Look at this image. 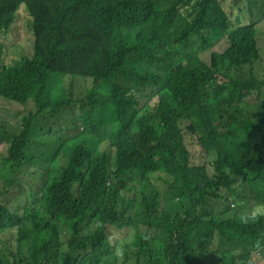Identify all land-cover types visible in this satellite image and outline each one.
Listing matches in <instances>:
<instances>
[{
  "label": "clouds",
  "instance_id": "clouds-1",
  "mask_svg": "<svg viewBox=\"0 0 264 264\" xmlns=\"http://www.w3.org/2000/svg\"><path fill=\"white\" fill-rule=\"evenodd\" d=\"M133 1L0 0V264H264V4L147 0L169 23L126 40L103 8Z\"/></svg>",
  "mask_w": 264,
  "mask_h": 264
},
{
  "label": "trees",
  "instance_id": "trees-1",
  "mask_svg": "<svg viewBox=\"0 0 264 264\" xmlns=\"http://www.w3.org/2000/svg\"><path fill=\"white\" fill-rule=\"evenodd\" d=\"M238 4L242 5L240 3ZM263 4L264 0H261L259 3H257V0H254L252 8L259 9ZM103 10L111 23L115 26L117 25L116 14L118 13H121L125 20L133 23L129 27H118L120 35L126 40H135L140 34L146 31H157L170 21V11L168 9L153 6L149 4L147 0H135L131 3H108ZM79 132L82 133L90 143L97 142V136L101 134V130L91 112H86L82 115ZM124 169L134 183L135 192L130 202L131 211L129 213V218L134 223L140 222L145 219V214L143 212H133L132 207L138 198H140L142 202H148L147 192L156 181L162 178L163 172L161 166L158 164L157 156L149 158L142 164L125 163ZM253 189L256 198L260 200L261 204H264V193L257 186H253ZM231 225L233 234L235 235L238 233H246L253 236L255 234V231L251 229L249 224H243L239 232L236 229L237 218L232 220ZM255 248H257L256 244L248 240L239 248L235 249L234 252L239 258L243 259L248 258L250 256L249 251ZM263 250L264 248L261 249V251ZM183 251L188 260L199 264H209L207 260H211L212 258L210 251L194 247L190 242L184 243ZM256 253L257 251L255 254Z\"/></svg>",
  "mask_w": 264,
  "mask_h": 264
},
{
  "label": "rangeland",
  "instance_id": "rangeland-1",
  "mask_svg": "<svg viewBox=\"0 0 264 264\" xmlns=\"http://www.w3.org/2000/svg\"><path fill=\"white\" fill-rule=\"evenodd\" d=\"M261 2V0H257V3ZM238 3L242 4L241 6H244V7H251L252 8V5L254 3V0H239ZM263 5H261L259 7V9L262 8ZM116 24L117 25H122L124 27H129L131 26L133 23L131 21H128V20H125L123 15L121 13H118L116 14ZM132 211L133 212H136V213H140L143 211V204L142 202L140 201H137V203L133 206L132 208ZM264 238V232H260L255 238L254 240L258 239L260 241H262ZM249 253L251 254L252 253V250L249 251ZM210 260H207V263H209Z\"/></svg>",
  "mask_w": 264,
  "mask_h": 264
}]
</instances>
